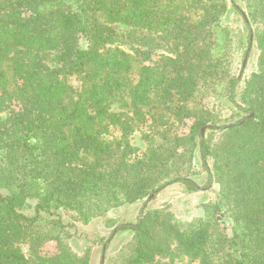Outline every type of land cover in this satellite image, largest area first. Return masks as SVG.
Listing matches in <instances>:
<instances>
[{"label": "trees", "instance_id": "obj_1", "mask_svg": "<svg viewBox=\"0 0 264 264\" xmlns=\"http://www.w3.org/2000/svg\"><path fill=\"white\" fill-rule=\"evenodd\" d=\"M243 2L0 0V264H89L62 211L88 223L174 183L202 189L197 150L216 198L191 220L145 201L105 264H264V0ZM229 4L247 36L223 24Z\"/></svg>", "mask_w": 264, "mask_h": 264}, {"label": "rangeland", "instance_id": "obj_2", "mask_svg": "<svg viewBox=\"0 0 264 264\" xmlns=\"http://www.w3.org/2000/svg\"><path fill=\"white\" fill-rule=\"evenodd\" d=\"M238 3L241 7L245 8L243 0H238ZM223 24L235 27L240 26L244 30V35L247 36V30L244 29V22L241 16L234 11L231 4H229V9ZM116 27L122 28L120 24H117ZM122 47L130 51L129 46L124 45ZM164 51L165 50H159L158 52L162 53ZM258 54L259 51L256 42H254L247 56L244 77L256 69ZM73 82L75 86L79 83L77 78H74ZM243 86L244 80H242L238 88V93L241 92ZM206 105L213 112L220 115L222 123L231 122L237 117L235 113L237 111L236 107L227 99H209ZM113 110L118 111L119 107L114 105ZM6 115L7 114L4 113L3 117H6ZM185 129L187 131V128ZM130 139L132 144L141 148L146 147L141 137L140 130L135 131ZM194 163L199 171L194 179L203 187L197 191H188L182 183H174L162 190L156 191L157 193L154 192L155 195L153 197L114 208L106 217H94L88 223L83 222L73 210L62 211L63 221L69 225L67 230L70 232L69 242L73 251L78 254H83L88 251L90 253L89 264H102L103 260L105 264L107 260L114 257L121 247L129 242L133 236L131 230H116V227L119 224L136 222L145 201L148 208L169 206L174 215L181 220H191L200 216L203 213V205L216 198L217 185H213L210 188L205 187L207 182L206 171L202 166L198 150L195 153ZM23 250L27 254L28 247L23 245ZM55 250L56 242L54 241L47 243L44 247V252L46 254H50ZM154 264H190V262L187 257H177L175 261H171L167 257H159Z\"/></svg>", "mask_w": 264, "mask_h": 264}, {"label": "water", "instance_id": "obj_3", "mask_svg": "<svg viewBox=\"0 0 264 264\" xmlns=\"http://www.w3.org/2000/svg\"><path fill=\"white\" fill-rule=\"evenodd\" d=\"M246 63H247V57L245 58V60H244V62H243V70L245 69ZM204 130H205V128L202 129V133H203V134H204ZM155 193H157V192H155ZM155 193L152 194L150 197H153V196L155 195Z\"/></svg>", "mask_w": 264, "mask_h": 264}]
</instances>
